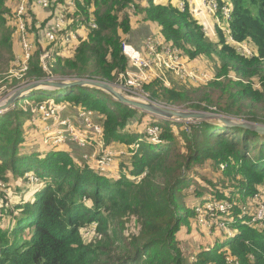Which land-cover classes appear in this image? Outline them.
I'll return each instance as SVG.
<instances>
[{"label":"trees","instance_id":"1","mask_svg":"<svg viewBox=\"0 0 264 264\" xmlns=\"http://www.w3.org/2000/svg\"><path fill=\"white\" fill-rule=\"evenodd\" d=\"M50 1V16L44 22H38L34 9L30 12L27 29L33 57L24 79L11 81L4 97L46 79L117 83L131 70L123 43L133 17L139 15L143 22L156 25L186 60L202 63L213 77L205 85L180 81L185 86L170 89L153 81L145 87L150 101L264 123V0H225L232 7L234 39L250 44L255 58L238 53L220 31L218 41L210 40L179 4L149 0L143 7L138 0H83L78 9L87 20L92 10L98 29H88L85 40L55 53V62L45 70L41 57L52 52L53 44L43 32L63 4ZM9 2L0 0V76L16 60ZM29 99L34 103L54 99L78 113L93 112L107 148L116 152H128L135 144L139 148L134 156L117 159L115 170L102 175L92 163L75 158V146L48 148L37 157L27 146L28 127L34 128L41 144L40 126L39 130L36 124L30 126L35 121L31 114L19 105L0 114V183L11 190L28 182V174L38 180L29 183L30 192L17 202L0 191V197L11 202L0 205V264H188L180 234L198 225L195 209L207 196L234 203L229 215L219 217L231 226L224 237L214 238L211 248L190 253L195 264H264V229L249 223L254 197L264 190V138L205 121L161 120L90 88L74 87L48 97L33 93ZM153 128L159 129L158 144H152L148 134ZM206 166L225 178L223 185L202 179ZM192 187L198 189L195 203L187 192ZM87 229L93 232L92 240L83 235Z\"/></svg>","mask_w":264,"mask_h":264},{"label":"built area","instance_id":"2","mask_svg":"<svg viewBox=\"0 0 264 264\" xmlns=\"http://www.w3.org/2000/svg\"><path fill=\"white\" fill-rule=\"evenodd\" d=\"M16 1L17 5L13 12L15 35H17L22 48V55L16 57V60L18 58L22 61L17 80L22 81L29 69V62L34 53V45L30 41L27 29L30 12L36 6L49 10L51 1ZM195 1L199 2V4L194 3ZM78 3L84 6L81 0L79 2L77 0H66L56 10L49 25L43 32L47 42L53 44L52 52L44 54L42 57L45 70H47L46 61L55 62V53H61L78 42L80 30L98 29L93 11L89 10V19H85L78 9ZM179 9L182 12L191 10L194 14L202 10L201 13H205L215 21L217 32L220 31L223 34L227 44L233 46L238 53L246 58L256 57V52L250 44L234 39L231 31L232 7L225 0H182L179 3ZM200 21L206 26V21ZM203 29L205 34H207V29L205 27ZM123 54L129 61L131 70L120 75L119 92L137 100L150 101L149 95L145 92V86L150 84L154 78L162 79L167 72H172L179 81L194 86L205 85L213 80L209 72L196 69L192 63L186 60L179 48L154 35L146 39L141 49L124 41ZM5 99L6 97L2 100ZM18 105L25 112L31 114L33 119L39 120L41 143L47 148L75 146L80 150H84L90 147L94 148L96 145L100 150V154L93 153L91 157L83 156V162L92 163L102 175L110 174L113 171L116 158L127 157L128 155L127 151L114 152V150L106 147L103 139V129L101 125L95 123L93 112H79L78 115L83 126H78L74 123V120L63 116L67 105L57 104L54 99H49L43 103H34L30 101L29 97H26L21 104L20 102L15 104L10 110L16 109ZM158 131V128L148 130V134L152 138V144L159 143ZM138 148V144L131 146V150L135 154ZM31 177L32 181L30 180ZM27 178L31 185H35L38 182L35 176L27 175ZM2 188L5 189V186L0 183V190ZM255 199L259 202V208L252 220V224L264 229V197L256 195ZM233 208L234 205L230 201L209 199L205 203L196 206L197 224L201 227H206V217L213 220L221 215V219L223 216L229 215ZM221 224L224 225V222ZM87 232H90L89 235H93L91 229H88Z\"/></svg>","mask_w":264,"mask_h":264},{"label":"rangeland","instance_id":"3","mask_svg":"<svg viewBox=\"0 0 264 264\" xmlns=\"http://www.w3.org/2000/svg\"><path fill=\"white\" fill-rule=\"evenodd\" d=\"M147 3H148V0H144V2H142V3H140L138 0V4L139 5L141 4L143 7H147V5H148ZM83 5H84V2H83ZM135 11H136V8H133L132 14H134ZM139 19L141 20V17L139 15H137V16L135 15V17H133V21L136 20V22H139ZM146 27H148L146 24H143L139 27L132 25V30L129 34L130 42L132 44L134 43V38H135L136 34L139 35L141 40H143V41L145 40L146 36L148 35V31H149V29H146ZM48 53H50V52H46L45 54H48ZM42 57H43V54H42ZM42 57H41V61H42ZM51 62L52 61H49V62L46 61L45 62L46 66H47V70H48V64L50 65ZM21 63H22V61L17 58V60H15L14 63L12 64V66L9 68L8 72L6 74H3L0 76V101H2V99L5 98L4 97L5 91L7 90V87L9 86L11 81H14L15 79L19 78L20 64ZM42 65H43V63H42ZM206 66H207V64H206ZM194 67L196 69L204 70V71L211 73L208 70V68H206L200 62L198 64H194ZM233 79L238 80V78H236V77ZM153 81H158L159 83L163 84V86H165V88H167V89H170L173 87L182 88L183 86H185V84H181L182 82L179 83L180 81L178 79H176V77L174 76V74L172 72L165 73V76L162 79L154 78L152 80V82ZM118 83H119V81L115 84H112V85H114V87L119 91V84ZM167 84H169V85H167ZM17 89H13L10 94H12ZM57 92H61V91H56V92L38 91V92H35V94H42V95H45L46 97H48V96H54V94L55 93L57 94ZM22 102L23 101H21L20 104ZM33 124H36L37 129L39 130V125H40L39 120L36 119L34 122H31L30 126H33ZM28 128H30V130L28 131V135H27V138L29 140V143L27 144V146H30L34 150V153L37 157H38V155L40 157H43L45 155V152H47L48 148L46 146H44L42 143L41 144L39 143L40 138H39V135L34 130V128L33 127H28ZM35 138H38L37 144L34 143ZM262 138H264V137H262ZM131 146H133V145H131ZM131 146L129 147L127 157L135 155V153L131 150ZM90 148L94 151L95 154H100V150L97 148L96 145L94 146V148L93 147H90ZM114 152H116V151H114ZM131 154H133V155H131ZM75 158H78V157H75ZM116 159H115V162L117 161ZM79 162L82 163V160H80ZM113 169L115 170L114 166H113ZM222 169H221V172H222ZM28 176H34V175L28 174ZM26 178H27V176H26ZM202 179H206L208 181L214 182L213 184H215V186L223 185V183L225 182V178L223 176H221L220 173H218L216 170H214L212 167H209V166L205 167L204 176L202 177ZM30 180L32 181V177L30 178ZM208 181H205V182H208ZM22 184H23L22 186H21V184L15 185L14 187H12L11 190L10 189L8 190L6 188L5 189L2 188L1 190L4 192H1V193H3V195L6 196V198H8L14 202H17L21 198H23L27 192L28 193L30 192L29 189L31 188V186H29V181L28 182L23 181ZM197 190L198 189L195 190L194 187H192L191 190L187 191V192L191 193L190 194L192 196L191 201H193V202L195 201L194 195H195V192ZM207 193H210V192H207ZM229 193H230V190H228L227 194H229ZM236 195H238V194H236ZM256 195H260V197H264V190L261 191L260 193L256 194ZM256 195L254 197V201L256 202L255 203V211L251 217V220L249 221V223H251V224H252V220L256 216L257 210L259 208V202L255 199ZM209 199L214 200L210 196L209 197L207 196L206 200H209ZM4 202L8 203V204L11 203V202L7 201V199L0 197V205ZM231 203L234 205L233 202H231ZM189 206L191 207L192 205L189 204ZM206 219H207L206 220L207 221L206 227L194 225L193 229L191 230L192 233H191V231H188L187 228H184L183 232L180 234V241L184 242V253H186L188 264H191V263L195 264V262H196L195 258L194 257L192 258V254H190V253H192L194 251H198L201 248H205V249L211 248L214 245V238L216 236H218L217 238L220 239V238L224 237V234H228V229L230 228L231 223H225L224 225H222L221 224L222 221H219V218L212 220V219H208L206 217ZM87 230L84 232L83 235L87 240H92V238H94V237L92 235H89L90 232H87ZM186 232L191 233V234L187 235ZM188 254H190L191 258L189 257Z\"/></svg>","mask_w":264,"mask_h":264},{"label":"water","instance_id":"4","mask_svg":"<svg viewBox=\"0 0 264 264\" xmlns=\"http://www.w3.org/2000/svg\"><path fill=\"white\" fill-rule=\"evenodd\" d=\"M74 87L100 90L120 104L128 106L138 112L157 117L161 120L186 124L205 121L221 127L248 130L264 137V123L252 122L244 119L215 115L190 109L177 110L168 108L153 101L137 100L122 94L114 87V85L98 80L74 79L56 81L53 79H46L29 83L15 90L12 94L8 95L5 100L0 101V114L8 112L15 104H18L35 92L65 91Z\"/></svg>","mask_w":264,"mask_h":264},{"label":"crops","instance_id":"5","mask_svg":"<svg viewBox=\"0 0 264 264\" xmlns=\"http://www.w3.org/2000/svg\"><path fill=\"white\" fill-rule=\"evenodd\" d=\"M60 1L65 3L66 0H60ZM81 1L83 3V0H81ZM154 1L156 4H165L166 5L170 2V3L178 5L181 0H154ZM77 2H79V0H77ZM140 2L142 3V2H144V0H140ZM9 3H10V7L12 9V12H13L15 10L16 5H17V1L16 0H10ZM194 3L199 4V2H197V1H195ZM191 10H192V8H191ZM191 10H190V13L192 14V17L194 18V20L198 21L203 27H205L207 29L206 33H207L208 38L212 41H218V38L220 36L217 32L218 29L216 27L215 21L212 18H210L209 16H207L205 13H203V12L201 13L202 10L199 11L197 14H194ZM33 13L36 15L38 22H44L50 16L48 14V10L39 8L37 6L34 8ZM200 20L206 21V26ZM143 24H146L148 26V27H146V29H149L148 35L146 36L144 41L140 39L138 34H136L133 44L130 42L129 36L126 37L124 41H127L128 43L135 46L136 48L141 49V48H143V45H144V42L146 41V39L151 37L152 35L157 36V37L164 40V38L161 36V34L159 32V28L156 25H152L150 23H145L142 21V19L141 20L139 19V22H136V20L132 21V25H135L136 27H139ZM87 37H88V30L82 29L79 31V39H78L79 42L85 40ZM14 44H15V48H16V57L22 55V48H21V45L19 43L18 37L15 34H14ZM78 114H79L78 111H73L69 107H67L66 111L63 113V116L69 117L72 120H74V123L76 125L83 126L82 121L80 120ZM93 153H94V151L91 148L80 150L78 148L73 147V155L75 157H78L77 158L78 160L83 161V156L91 157L93 155ZM119 158H125V157H119ZM119 158H117V159H119ZM114 168H115V166H114Z\"/></svg>","mask_w":264,"mask_h":264},{"label":"bare ground","instance_id":"6","mask_svg":"<svg viewBox=\"0 0 264 264\" xmlns=\"http://www.w3.org/2000/svg\"><path fill=\"white\" fill-rule=\"evenodd\" d=\"M2 104V103H1Z\"/></svg>","mask_w":264,"mask_h":264}]
</instances>
